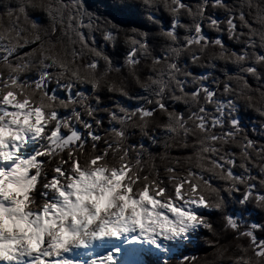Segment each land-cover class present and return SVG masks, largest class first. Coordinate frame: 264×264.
<instances>
[{
	"label": "snow or ice",
	"instance_id": "6c2138e0",
	"mask_svg": "<svg viewBox=\"0 0 264 264\" xmlns=\"http://www.w3.org/2000/svg\"><path fill=\"white\" fill-rule=\"evenodd\" d=\"M106 7L0 0V264H264V0Z\"/></svg>",
	"mask_w": 264,
	"mask_h": 264
},
{
	"label": "trees",
	"instance_id": "16d2710c",
	"mask_svg": "<svg viewBox=\"0 0 264 264\" xmlns=\"http://www.w3.org/2000/svg\"><path fill=\"white\" fill-rule=\"evenodd\" d=\"M111 2V0H89V3L93 5V7L98 10L100 14L107 15L108 9L107 5ZM129 2H134V0H129ZM188 2H194V0H188ZM4 22H7V17H3ZM114 23H118L121 25L122 28L128 29L131 27H139L141 24L146 25V21H143L142 17H137L135 15H125V16H116L114 18ZM99 39V36H98ZM226 39V38H225ZM230 46L231 42H229ZM123 45H121V48ZM114 59H119L118 56L114 57ZM241 115L245 122L248 121L249 118L255 119L254 113L251 111L244 112L242 110ZM251 135V133H250ZM135 139V137H133ZM155 151L158 153L160 151L159 148L155 149ZM173 154H175V151H173ZM167 161L160 160L157 157L156 164L158 167L163 168V165ZM151 163V161H149ZM147 167V164L145 165ZM237 208H239V205H236ZM252 205L249 204V208H251ZM232 205L230 204L227 211H231ZM246 215V219L249 220H257L259 221L260 216L259 215H253V216H248ZM214 227H217V231L219 233L218 236H213L207 232H203L200 237H198L199 241V247H194L193 245H186L185 248L182 250V252L178 253L176 256H173L172 259L169 261V264H177L179 255H195L198 257L197 264H229V257L234 256L236 254L235 252V245L237 243H246L247 238H241L239 241L234 240L232 238L233 234L231 230L227 231H221L220 229L222 228V215L217 213L213 214L210 217ZM208 239H218L219 244L218 247L223 250L224 248H227V251H224V254L222 257H218L216 253L213 251L212 248H209L205 243H204V238ZM257 237L258 239L264 238V233L257 232Z\"/></svg>",
	"mask_w": 264,
	"mask_h": 264
}]
</instances>
